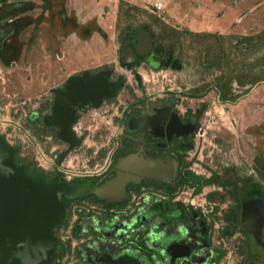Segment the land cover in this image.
<instances>
[{
	"label": "rangeland",
	"instance_id": "obj_1",
	"mask_svg": "<svg viewBox=\"0 0 264 264\" xmlns=\"http://www.w3.org/2000/svg\"><path fill=\"white\" fill-rule=\"evenodd\" d=\"M197 1L186 3L187 9L196 7ZM240 2L242 7L236 0H209L202 4L214 11L216 20L224 19L228 5L239 7V18L229 23L228 29L209 31L189 29L184 19L168 13V7L156 12L152 4L124 0L119 12L117 3L109 0H54L51 30H45L46 19L41 21L44 11L38 18L40 3H36V9L26 8L24 15L28 20L24 30L8 39L15 47L14 53L4 60V52L0 50V125L4 123L0 133L20 146L17 157L26 162L29 171L50 179L74 180L56 164L66 143L43 122V116L51 109L48 101L52 97L51 88L62 86L70 76L85 70L110 67L114 77L125 76V87L115 99L105 100L99 108L82 113L76 126L86 139L63 161L65 169L75 168L84 173L103 167L118 145L124 108L136 99L174 95L181 107L198 108L203 115L206 133L199 141L193 164L197 175L212 183L214 178H207L211 172L217 174L225 169L229 174L236 170L252 173L257 169L256 157L264 155V0ZM141 26L159 39L155 54L163 61L158 67L142 62L126 66L121 62L127 42L123 33L136 32ZM171 28L181 32L180 35L166 36L172 33ZM188 30L198 35H190ZM245 36L254 40L242 39ZM170 50L175 54L174 62L166 59V51ZM152 63L157 64L154 60ZM222 76L226 81L231 78L234 98L223 100L220 96ZM195 92L203 94L196 96L192 94ZM48 160L54 163L47 164ZM90 208H96L94 201H80V212H90ZM59 233L62 238L70 234L68 230ZM224 243L228 246L230 264H236L237 256L230 241ZM104 256H110V252ZM125 258L124 264L147 262L137 254Z\"/></svg>",
	"mask_w": 264,
	"mask_h": 264
},
{
	"label": "flooded vegetation",
	"instance_id": "obj_2",
	"mask_svg": "<svg viewBox=\"0 0 264 264\" xmlns=\"http://www.w3.org/2000/svg\"><path fill=\"white\" fill-rule=\"evenodd\" d=\"M36 3H40L38 18L44 11L41 21L46 19L45 30H51L54 0H0V50L4 60L15 51L8 39L24 30L28 20L24 12L36 9ZM141 29L125 32V52L131 47L134 54L125 60L124 53L122 64L134 66L142 62L153 66L152 60L161 64L163 60L155 54L154 38L149 52H137ZM106 68L110 67L102 69ZM56 87L60 86L51 88L52 97L48 99L51 108L55 97L52 90ZM202 116L198 108L181 107L174 95L131 101L123 110V127L109 166L72 181L104 183L117 175L118 158L127 155L161 161L160 176L137 175L138 182L127 183L124 200L108 202L95 194H85L67 201L65 214L53 229L59 239L54 256L42 264H110L108 258H114V250L134 247L141 250L137 256L146 264H230L224 243L227 241L237 256L236 264H264V173L258 167L248 174L237 170L229 174L224 169L207 175L214 178L212 183L198 176L193 164L199 141L206 133ZM76 129L79 134L77 126ZM79 135L83 143L86 135ZM67 146L66 143L65 149ZM82 200L94 201L96 208L80 212ZM74 211L78 214L73 215ZM66 230L70 233L67 238L59 236ZM152 230L158 234L156 247L149 243ZM105 252L111 255L104 256Z\"/></svg>",
	"mask_w": 264,
	"mask_h": 264
},
{
	"label": "water",
	"instance_id": "obj_3",
	"mask_svg": "<svg viewBox=\"0 0 264 264\" xmlns=\"http://www.w3.org/2000/svg\"><path fill=\"white\" fill-rule=\"evenodd\" d=\"M139 35L136 50L145 54L152 49L153 39L145 30H140ZM133 54V49L128 47L125 60H130ZM112 75L110 68L96 73L85 70L70 76L62 86L52 90L55 93L53 105L43 116V122L68 144L58 154L57 165H62L67 156L82 144L76 129L82 113L99 108L105 100L115 99L125 87L123 74L116 80L111 79ZM19 151L20 146L12 144L0 133V264L51 261L59 243L53 228L65 214L67 199L95 194L108 202L124 200L128 195V182H138L137 175L159 177L162 166V162L156 159L127 155L118 158L116 176L93 185L90 180L50 179L42 173L31 172L26 162L17 157ZM246 212L249 213L248 209ZM157 240L158 234L152 230L149 243L156 247ZM137 248L114 250L111 264H120L126 255L138 254L141 250Z\"/></svg>",
	"mask_w": 264,
	"mask_h": 264
},
{
	"label": "crops",
	"instance_id": "obj_4",
	"mask_svg": "<svg viewBox=\"0 0 264 264\" xmlns=\"http://www.w3.org/2000/svg\"><path fill=\"white\" fill-rule=\"evenodd\" d=\"M114 1L117 3L116 5V12H119L120 2L123 0H109ZM129 3L133 4H152L157 0H124ZM190 1V0H189ZM188 0H164L166 4L167 11L170 15L176 16L181 20L184 19L186 21L187 27L194 31H209V29H228L229 23L235 21L236 18H239L238 9L243 6V3L240 2L241 0H236V4L238 6H234L232 4L228 5L226 10L224 19L216 20L213 18L214 11L209 10L207 7L203 6L202 4L208 2L209 0H195V6L192 7V10L187 9L186 3L189 2ZM192 2V0H191ZM174 3V6L171 4ZM106 10L108 8L106 7ZM186 12V13H185ZM188 15V19L184 18V16ZM185 16V17H186ZM224 31V30H223ZM222 31V32H223Z\"/></svg>",
	"mask_w": 264,
	"mask_h": 264
},
{
	"label": "trees",
	"instance_id": "obj_5",
	"mask_svg": "<svg viewBox=\"0 0 264 264\" xmlns=\"http://www.w3.org/2000/svg\"><path fill=\"white\" fill-rule=\"evenodd\" d=\"M122 2V1H121ZM121 2H120V4H121ZM120 7V6H119ZM133 7V6H132ZM140 28H143V29H141V30H145V31H149L148 29H147V27H145V26H141ZM172 30H171V34L169 35V34H167L166 36H174V37H177V36H179L180 35V33L181 32H179V31H177V30H175L174 28H171ZM140 31V30H139ZM127 32V31H126ZM150 32V31H149ZM151 33V32H150ZM188 33L190 34V35H198V32H193V31H191V30H188ZM124 34L125 33H123V37H124ZM151 36H152V39L154 38V43H155V45H156V40H159V39H157V38H155V35L153 34V33H151ZM242 39H247V40H249V41H252V40H254V37H242ZM156 47V46H155ZM162 48V47H161ZM164 48H162V49H160L159 51H160V53H163V50ZM125 54H126V52H125ZM159 57V59H161V57L160 56H158ZM166 59H168V62H174V60H175V54H174V52L173 51H166ZM123 64L125 65V63L123 62ZM160 64H154L153 66L154 67H158ZM222 79H224V76H222V78H220V80H222ZM230 80H231V78H229L228 79V81H226V80H222V81H220L219 82V85H220V92H221V94H220V96L222 97V99L223 100H228V99H230V98H234V97H232L233 96V93H232V89H231V85H230ZM258 80H260V79H258ZM250 82H254L255 80H249ZM248 82V81H247ZM242 84V86H245V84L246 83H241ZM193 95H196V96H199V95H202L203 93L201 92V93H198V92H195V93H192ZM45 126V125H44ZM47 129H49L47 126H45ZM255 163H256V167H258V169L260 170V171H262L263 173H264V156H258V157H256V160H255ZM232 232H230V234H231Z\"/></svg>",
	"mask_w": 264,
	"mask_h": 264
},
{
	"label": "built area",
	"instance_id": "obj_6",
	"mask_svg": "<svg viewBox=\"0 0 264 264\" xmlns=\"http://www.w3.org/2000/svg\"><path fill=\"white\" fill-rule=\"evenodd\" d=\"M152 8L156 12H161V11H164L166 9V4H165L164 0H157L154 3H152ZM1 125L4 126V123H2ZM1 125H0V127H1ZM7 139L9 140L8 137H7ZM42 159L43 160L46 159L45 156ZM110 161H111V159L109 158L107 160L106 164L103 167H101L100 169H97L95 171H87V172H84V173L81 172L78 169H75V168H66L65 169L63 164L61 166L58 165L59 166L58 169L60 171L65 172L70 178L71 177L80 176V175L86 176V175H90V174H92L94 172H97V171H100V170H103V169L107 168L109 166V164H110ZM46 163L47 164H53L54 163V160L53 161L52 160H50V161L48 160V161H46Z\"/></svg>",
	"mask_w": 264,
	"mask_h": 264
},
{
	"label": "bare ground",
	"instance_id": "obj_7",
	"mask_svg": "<svg viewBox=\"0 0 264 264\" xmlns=\"http://www.w3.org/2000/svg\"><path fill=\"white\" fill-rule=\"evenodd\" d=\"M164 168V167H163ZM169 170H171V169H169ZM162 173V172H161ZM168 175V174H167Z\"/></svg>",
	"mask_w": 264,
	"mask_h": 264
}]
</instances>
